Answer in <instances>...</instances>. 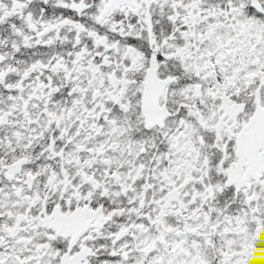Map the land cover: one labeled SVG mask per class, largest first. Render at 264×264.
<instances>
[{"label": "flooded vegetation", "instance_id": "obj_1", "mask_svg": "<svg viewBox=\"0 0 264 264\" xmlns=\"http://www.w3.org/2000/svg\"><path fill=\"white\" fill-rule=\"evenodd\" d=\"M0 264H264V0H0Z\"/></svg>", "mask_w": 264, "mask_h": 264}]
</instances>
